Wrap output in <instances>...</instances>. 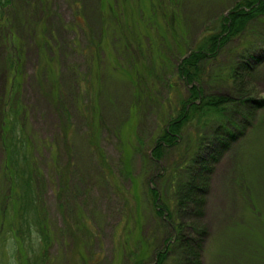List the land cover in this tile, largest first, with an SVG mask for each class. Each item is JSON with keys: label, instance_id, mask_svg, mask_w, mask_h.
<instances>
[{"label": "rangeland", "instance_id": "rangeland-1", "mask_svg": "<svg viewBox=\"0 0 264 264\" xmlns=\"http://www.w3.org/2000/svg\"><path fill=\"white\" fill-rule=\"evenodd\" d=\"M242 1L0 0V264H21L5 134L28 139L21 152L40 170L46 264H188L194 253L199 264H264V107L251 101L264 98V15L204 54L198 80L178 73ZM257 48L256 63L246 56ZM193 84L249 102L201 116L183 108ZM185 112L175 144L151 159ZM226 121L235 140L206 175L193 158ZM190 180L201 190L186 195Z\"/></svg>", "mask_w": 264, "mask_h": 264}, {"label": "trees", "instance_id": "trees-1", "mask_svg": "<svg viewBox=\"0 0 264 264\" xmlns=\"http://www.w3.org/2000/svg\"><path fill=\"white\" fill-rule=\"evenodd\" d=\"M241 3V5H236L234 10L230 13L232 15L230 23L227 22V19L226 22L223 23L224 25L221 28L222 32L211 35L208 38L210 47L197 48L192 54L189 56L187 55L184 57V60L181 61L178 73L180 79L184 80V83L190 84L191 82L198 80V68L196 63L205 58L204 54H208V52L209 55L214 54L216 48L221 47L223 42L233 35L234 31L232 32V30L234 27L236 30L238 27L241 29L242 26H245L246 20L253 19L257 15H264V0H243ZM242 6L247 7V10H241L240 8ZM258 51H260V49L257 48L256 51L253 50L252 52H249L246 56L247 59L254 60L257 63L260 59L254 56H256ZM247 59H245L246 61L243 59V62L238 67L239 69L246 70L248 68ZM240 77L241 76H239L238 72L233 71V77H231V81L234 85L233 87L237 88L240 84L239 80L235 83L236 80H234V78L238 79ZM189 92L190 94L187 96L186 100L189 104L184 102L183 108L188 105L193 112L199 109L200 111H198V114L201 116L207 115V110H212L217 112V114H221L226 110L225 106H227L228 103H230V111H232V109L236 107V104L244 106L245 103L249 102V99H246L241 95L238 96L236 101H234V98L231 96H221V94L217 96L207 94L205 97H201L200 89L197 87L195 88L194 84L193 86L191 85ZM251 101L253 102L252 107L254 108L258 109L259 107H264V98H259V100L252 99ZM237 110H239V108ZM185 113H182L184 115L179 114L178 116L180 118L177 116L175 120H169V122L166 123L161 131L162 133L157 136L154 142L155 145L150 150L151 159H155L162 154V146L166 147L175 144L177 139L176 135L179 133L178 130L180 129V126L183 123H186L188 119V114ZM230 126H233L232 121H229V123L226 121L224 124L219 123L213 131H211V136L204 142L205 145L198 150L199 152L196 153L197 155L193 158L196 167L205 172L206 175L211 173L210 170L212 163H217L222 153L227 151L230 141L235 140L234 132L229 128ZM9 136V134H5L4 136L6 140L4 148L6 151L5 159L6 162L8 161L6 168L9 171L8 176H6L8 182H10L7 188L9 194H5V198L7 197L8 199L9 196L11 197L9 202L13 203L12 208L14 211V218L16 219L12 225V240L13 244H16L14 247L15 252L17 250L16 257L20 259L21 264H46L45 262L48 260L49 254L48 248L52 242L45 218L47 211L44 208V202L41 199V191L39 190L38 185V182L40 181L38 179L41 176L39 172L40 170H38L35 165L31 166L28 157L21 152V149L25 148L28 143V139L23 138L16 141V139L11 140ZM17 163L20 166H18ZM182 188L187 190L186 195L189 194L188 192L193 188L194 190L200 189L192 183V180L186 182ZM201 188H204V186ZM150 190L153 194L152 204L156 209L155 213L160 216L162 212L157 208L158 205L155 206L156 197L159 195L155 190ZM1 211L0 227L2 226L1 221L3 220L4 214L3 211ZM170 218V216L167 217L168 224L170 223ZM165 252L166 249H162V251L158 253L160 262L164 258L163 254ZM11 255L12 258L14 254L11 253ZM197 255L198 254L194 253L192 255L194 256L193 260L188 264H199L200 257Z\"/></svg>", "mask_w": 264, "mask_h": 264}, {"label": "bare ground", "instance_id": "bare-ground-1", "mask_svg": "<svg viewBox=\"0 0 264 264\" xmlns=\"http://www.w3.org/2000/svg\"><path fill=\"white\" fill-rule=\"evenodd\" d=\"M145 136V135H144ZM204 235V234H203ZM181 237V236H180ZM205 237V236H204ZM183 238V237H182ZM167 241V240H166ZM179 242V241H178ZM188 247V246H187ZM195 247H197V246H195ZM164 248H166V247H164ZM189 249V248H188ZM170 251V250H169ZM169 251H168V253H169ZM197 253H199L198 252V250H197ZM165 254V253H164ZM198 256V255H197ZM164 257V256H163ZM196 257V256H195ZM157 258V257H156ZM165 258V257H164ZM192 258V257H191ZM200 259V258H199ZM188 262V261H187ZM185 263V262H184ZM195 263H197V262H195Z\"/></svg>", "mask_w": 264, "mask_h": 264}]
</instances>
